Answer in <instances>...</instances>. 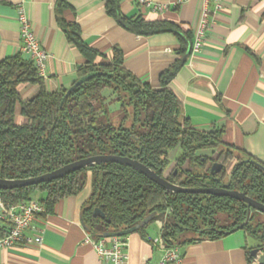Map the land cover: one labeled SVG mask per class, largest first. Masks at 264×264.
Instances as JSON below:
<instances>
[{"label":"trees","instance_id":"16d2710c","mask_svg":"<svg viewBox=\"0 0 264 264\" xmlns=\"http://www.w3.org/2000/svg\"><path fill=\"white\" fill-rule=\"evenodd\" d=\"M118 3L105 0L106 12L117 17L126 30L143 35L176 32L166 21L121 16ZM56 4L57 12L67 5L66 0H57ZM58 22L66 39L85 58L66 97L68 88L46 91L31 60L16 54L0 61V178L35 176L90 155L114 154L135 158L172 183L235 189L264 204V170L259 166L264 164L224 143L221 129L195 128L182 114L180 101L169 86L185 61L184 55L190 52V33L176 32L178 57L160 72L158 85L152 86L123 67V54L117 46L110 61L95 62L100 53L83 42L78 26L61 18ZM20 83L37 85L38 90L22 99L17 89ZM106 90L115 93L113 98L105 96ZM113 102L118 103L117 122L108 117ZM228 158L235 162L226 174L223 163ZM213 163L223 166L211 173ZM88 178L91 191L81 220L93 238L104 233H142L149 224L160 222L162 241L174 245L180 231L192 235L178 243L219 238L239 229L247 218L243 201L203 193L166 192L136 169L116 162L81 168L49 182L0 189V196L15 203L39 191V200L46 211H51L59 199L80 191ZM96 207L108 221L93 215ZM219 210L224 214V225L213 219ZM147 217L148 221L142 223ZM240 229L253 234L259 241L257 246L264 243V223H254L251 209Z\"/></svg>","mask_w":264,"mask_h":264},{"label":"crops","instance_id":"0c3cea01","mask_svg":"<svg viewBox=\"0 0 264 264\" xmlns=\"http://www.w3.org/2000/svg\"><path fill=\"white\" fill-rule=\"evenodd\" d=\"M56 2L0 0V61L16 54L29 59L20 51L16 14L22 7L48 54L41 74L48 92L69 88L77 79V68L85 63L83 54L66 39L59 18L78 26L83 42L100 53L95 62L110 61L117 46L123 54V67L138 80L157 86L160 72L178 57L177 33H190L192 43L202 4V0H185L152 11L135 0H119L121 16L166 21L177 32L143 35L126 30L117 17L109 15L105 0H66L67 5L58 12ZM210 7L203 44L194 55H184L169 86L180 101L182 114L195 128L221 129L224 143L264 164V0H210ZM17 89L27 99L38 86L20 83ZM174 154L175 150L170 152ZM90 191L88 178L80 191L59 199L51 211L39 215L34 225L41 230L42 245L0 247V264H107L86 240L81 220ZM151 225L157 236L148 232ZM159 236V222L149 224L142 233L129 232L124 247L128 264L157 263L161 249L154 241ZM258 243L253 234L239 228L219 238L177 245L182 264H251V251Z\"/></svg>","mask_w":264,"mask_h":264},{"label":"built area","instance_id":"2783aa9c","mask_svg":"<svg viewBox=\"0 0 264 264\" xmlns=\"http://www.w3.org/2000/svg\"><path fill=\"white\" fill-rule=\"evenodd\" d=\"M135 1L141 7L152 11H162L185 0H177L170 3L157 0ZM210 13V0H202L198 21L193 30L189 56L194 55L203 44ZM16 18L19 24V36L22 41L20 51L28 55L29 60L34 63L41 75L48 54L35 36L30 20L22 7L17 9ZM45 213V206L36 196H31L27 200L15 203L5 201L0 196V247L12 248L17 243L42 245L41 230L35 227L34 222L39 215ZM159 225H161L160 222ZM149 239L152 240L150 237ZM86 240L93 246L97 255L104 259L107 264H128L127 255L124 252L126 236L114 235L93 238L87 232ZM154 242H157L161 249V257L155 264H182L181 250L177 244L166 245L162 241L161 236ZM262 253V250H258L256 256L252 257L251 264H258V258Z\"/></svg>","mask_w":264,"mask_h":264},{"label":"water","instance_id":"95a60500","mask_svg":"<svg viewBox=\"0 0 264 264\" xmlns=\"http://www.w3.org/2000/svg\"><path fill=\"white\" fill-rule=\"evenodd\" d=\"M187 54H189V52ZM71 89L72 87H69L67 89L64 97H66L71 92ZM105 162H116V163L128 165L136 169L143 175H145L149 180L153 181L154 183L162 187L166 192L203 193V194H211L217 196H228L243 201L247 205L248 213H247V218L243 221V223L239 225L240 228L243 227V225L247 222L250 209H255L264 213V204L254 199L253 197L247 195L245 192L238 191L235 189H228L225 187H187V186L178 185L168 181L164 176H160L150 167L141 163L139 160L135 158H131L123 155H114V154L90 155L81 159L73 160L51 171L44 172L42 174L35 176H29L25 178H13V179L0 178V189H12L16 187L38 184L40 182H49L53 179L63 177L75 170H79L81 168H85ZM222 166L223 165L221 163H213L211 165V173L218 172L222 168ZM259 166L264 170L263 165L260 164ZM93 215L99 216L105 219L106 221L109 220V218L101 211V209L97 207L93 209ZM149 218L150 217H147L144 221H142V223L148 221ZM114 235L122 236L123 234L104 233L102 236H114ZM258 250L263 251V253L258 258V264H264V243L252 249L251 251L252 257L256 256Z\"/></svg>","mask_w":264,"mask_h":264},{"label":"rangeland","instance_id":"374dc122","mask_svg":"<svg viewBox=\"0 0 264 264\" xmlns=\"http://www.w3.org/2000/svg\"><path fill=\"white\" fill-rule=\"evenodd\" d=\"M104 94H105V96L107 97V98H110V97H112L113 98V96L115 95V93H112V92H110L109 90H106V91H104ZM111 99V98H110ZM111 109H110V112H109V115H108V117L113 121V122H117V120L120 118V115H117V113H116V111H117V108H118V103H115V102H113L112 104H111V107H110ZM234 162H235V159H226L225 161H224V166H225V168H226V174H228L229 173V171H230V169H231V167L233 166V164H234ZM40 195H42V193L41 192H39V191H37V192H35L34 194H33V196H40ZM251 215L253 216V218H254V223L255 222H263L264 223V213H262V212H260V211H258V210H255V209H251ZM224 214L219 210V211H217V212H215L214 214H213V219H215V220H217V224L218 225H224L225 223H223V221H224ZM152 229H153V227H152V225L149 227V230H151V231H148L152 236H157V231H152ZM192 235V233L191 232H187V231H180V232H178V234L176 235V237H175V240H174V242H176L177 244H178V242L179 241H181V240H184V239H186L188 236H191ZM194 235V234H193Z\"/></svg>","mask_w":264,"mask_h":264}]
</instances>
